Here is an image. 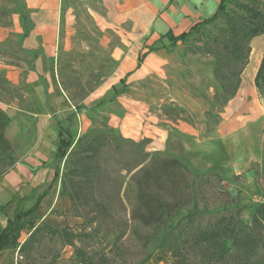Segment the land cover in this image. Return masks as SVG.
<instances>
[{"label":"rangeland","instance_id":"obj_1","mask_svg":"<svg viewBox=\"0 0 264 264\" xmlns=\"http://www.w3.org/2000/svg\"><path fill=\"white\" fill-rule=\"evenodd\" d=\"M109 1L57 0L54 42L46 54L41 38L19 43L15 35V28L19 27L18 15L11 13L13 4L9 0H0V72L10 82L6 90L0 91V108L8 116L5 137L9 144L7 147L0 144V178L17 162L55 165L52 154L57 143L56 121L67 126L76 137L91 127L92 118L108 119L116 102L96 110L88 107L117 81L121 64L128 59L135 63L137 55L155 37L151 30L143 32L133 28L132 21H124L123 16L114 20L107 6L115 8L116 0L106 6ZM260 1L264 4V0ZM41 6L42 3L31 12L36 14ZM162 42L167 43V40ZM29 48L39 51V60L35 61L24 51ZM164 51L155 53L150 63L143 61L142 77L128 83L124 96L143 99L150 112H157L165 120L183 121L194 127L195 137L169 132L167 149L161 154L177 158L186 165L196 178L197 187L202 177L217 173L231 202L245 206L243 217L248 220L257 205L264 202V98L258 97L262 106L258 115L253 114L247 99L233 111L227 107L224 114L228 102L221 107L212 101L215 86L212 58L192 53L180 42L171 51ZM39 72L48 81L49 108L45 104ZM247 88L252 91L251 85ZM254 103V111H259L260 106L255 100ZM75 105L86 108L68 120ZM179 108L185 111L179 112ZM61 172L59 164L56 185H60ZM214 188L212 183L207 190H202L209 207L221 204ZM62 200L44 206V215L33 217L35 223L47 221L57 227L67 225L79 231L82 218L68 213L69 199L63 197ZM31 203L27 202L25 208ZM181 214L144 249L129 231L123 244L120 243L121 255L111 251L112 235L89 241V247L85 248L89 252L103 250L115 259L114 264H123L122 261L144 264L151 258L168 264L170 259L162 254L160 243L181 221ZM75 245L80 244L75 242ZM13 257L16 264H47L49 260L44 250L33 253L32 262L18 254ZM67 259H76L72 246L61 250L56 264H70L65 262Z\"/></svg>","mask_w":264,"mask_h":264},{"label":"trees","instance_id":"obj_2","mask_svg":"<svg viewBox=\"0 0 264 264\" xmlns=\"http://www.w3.org/2000/svg\"><path fill=\"white\" fill-rule=\"evenodd\" d=\"M9 2L13 4L11 13L19 18L22 32L15 35L22 43L31 35L34 23L24 0ZM263 33L264 4L260 0H220L213 15L179 35L167 31L147 49L169 52L180 42L192 53L209 55L215 82L212 101L222 107L238 91L251 40ZM24 51L34 60L39 56L37 49ZM254 84L264 98V54ZM9 85L0 72V91ZM126 86L125 79H121L88 108L96 110L114 102ZM82 108L86 107L75 105L68 120ZM184 111L179 108V112ZM7 122L8 116L0 108V144L6 147ZM57 130L55 158L62 164L60 196L69 199L66 211L82 218L81 229L74 231L67 225L57 227L47 221L35 223L37 200L29 208L15 209L0 233V250L16 245L20 231L27 228L31 232L19 246L18 255L28 262L33 261V253L44 250L49 256L47 264H56L61 250L72 246L76 259L65 262L114 264L115 259L103 250L89 252L85 248L89 241L112 235L111 251L121 255L120 243L129 231L144 249L183 212L181 221L160 243L162 254L170 259L168 264H264V202L257 205L248 220L244 219L245 206L231 202L217 173L202 177L197 187L196 178L179 159L147 151L148 139L134 141L123 137L109 126L106 118H92L91 127L77 138L60 121ZM58 171L57 167L55 176ZM212 183L221 202L216 207H209L203 192ZM75 242L80 245L76 247Z\"/></svg>","mask_w":264,"mask_h":264},{"label":"crops","instance_id":"obj_3","mask_svg":"<svg viewBox=\"0 0 264 264\" xmlns=\"http://www.w3.org/2000/svg\"><path fill=\"white\" fill-rule=\"evenodd\" d=\"M24 1L34 23L31 35L24 41L41 38L44 43L45 52L48 54L52 49L55 37L57 0ZM219 1L220 0H116V6L114 8L107 6L113 3V1L110 0L106 3V6L108 7L109 14L113 15L114 20H117L119 16H123L124 21H132L133 28H138L143 32H149L151 30L152 35L155 36L154 40L151 42L152 44L159 39L160 35L167 31H171L174 35L187 32L190 27L197 22L213 15L218 7ZM40 3H42L40 11L33 14L31 10L35 9ZM123 6H127V8L124 11H120L119 8ZM15 31L17 34L22 32L20 22L19 27L15 28ZM257 38L258 41H255ZM151 44L146 45L144 51L137 55L135 63L128 59L121 64L117 81L107 87L105 93L102 94L97 101L106 95L112 85L118 84L121 79L124 78L125 83L128 85L129 82L136 81L142 77L143 74L140 70L143 61L145 60V62L150 63L155 59V53L164 51V49L148 51L147 48ZM254 46L257 51H259V57L252 69L250 65L252 63ZM250 48L248 63L241 74L240 86L235 96L231 98L228 101V105L224 107V114L227 112V107L228 110L231 109L233 111L244 99L250 101L249 107H251L254 115H258L262 109L258 100V97H262L259 95L254 84V77L262 55L264 54V33L251 40ZM37 60H39V56L35 61ZM38 76L43 88L45 104L49 108L48 81L42 73L39 72ZM249 85L252 86V91L248 90L247 86ZM125 92L116 97L114 100L116 105L112 112L107 115L109 126L114 128L123 137L130 138L134 141L148 139L149 142L146 145L147 151L162 152L167 149V140L169 132L171 131H176L184 137L196 136L197 130L188 123L165 120L157 112H150L148 110V105L143 99L124 96ZM254 100L260 106L259 111H254L253 107L256 106ZM56 136L57 143L52 154L55 165L50 166L47 163L42 164V162H17L10 171L0 178V233L5 227L7 220L12 218L18 206H22L26 209L39 200L38 208L33 213V217L35 215L42 217L46 209L44 206L48 207L53 202H63V197L60 196V185L55 184L58 177V173L55 176V169L57 167L59 168L60 164L55 158V150L59 143L57 121ZM78 136L79 135L75 138ZM184 146L185 145H183V147ZM20 187L22 189H20ZM39 187L43 188L38 189ZM29 201H32V203L25 208V204ZM30 232V229H22L16 245L8 246L0 250V264H16L13 255L18 254L19 246L26 240ZM23 234L24 237H22ZM144 264L163 263L155 258H151Z\"/></svg>","mask_w":264,"mask_h":264},{"label":"bare ground","instance_id":"obj_4","mask_svg":"<svg viewBox=\"0 0 264 264\" xmlns=\"http://www.w3.org/2000/svg\"><path fill=\"white\" fill-rule=\"evenodd\" d=\"M253 48L254 49H253V53H252V63L250 65L252 69H253L255 63L258 61V57H259V51H257V49L255 48V46Z\"/></svg>","mask_w":264,"mask_h":264}]
</instances>
